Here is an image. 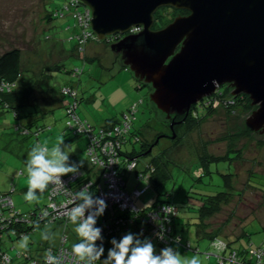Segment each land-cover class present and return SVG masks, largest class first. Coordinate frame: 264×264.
I'll use <instances>...</instances> for the list:
<instances>
[{
  "label": "rangeland",
  "instance_id": "1",
  "mask_svg": "<svg viewBox=\"0 0 264 264\" xmlns=\"http://www.w3.org/2000/svg\"><path fill=\"white\" fill-rule=\"evenodd\" d=\"M65 1L0 0V53L12 47L19 48L22 52L23 70L26 73L30 71V74L36 76L39 75L41 67L54 62H59L61 67L66 70L83 69L79 79L72 73L59 70H51L46 73V82L49 81V84L54 87H59L69 81L77 85L79 96L82 98L77 113L83 121L98 125L102 124L105 119H121V114L124 111L130 109L133 103L142 100L143 102L138 105V112L134 120V129L141 130L142 141L150 140L152 133L170 134L165 115L152 106L149 100V87L137 81L132 72L122 66L120 59L116 58L110 49L111 43L107 45L106 42L99 40L88 43L84 53L86 57L91 58V62H86L84 66L80 57L75 54L67 55V52L62 51L59 44L56 45L55 41L62 42L66 49L73 46L74 42L67 39L70 38L73 32L71 28L74 25H70L67 30L65 26L72 20L57 18L53 20L51 27L46 29L45 6L47 5V10L50 11L60 9ZM158 13L159 19H163L162 21L165 23L167 20L165 19L166 9L161 8ZM39 36H52V40L47 38L41 42L38 41ZM43 86L45 85L43 84ZM33 97L40 110L47 113L43 119L39 120V124L45 128L40 131L38 139L33 135L23 137L14 133L12 128L8 127L9 124H12L13 118L9 114L6 117L0 116V193L14 191L11 193L14 206L22 212H27L46 202V191L39 193V190H37L38 201L28 202L24 199V193L27 191L25 161L36 143L46 142L49 147H52L62 138L64 149L70 153L69 158L88 162L85 139L69 140L70 135H62V130L66 129L64 107L50 110V105L43 102L41 104L43 97L37 88ZM234 100L231 98V94L226 91L225 94L223 93L208 105L212 112L210 115L204 116L198 127L189 131L181 127L177 131L178 140L175 141V144L162 138L150 155L139 157L138 169H141L142 162L149 163L154 157L163 154L169 174L168 178L156 187L157 190L151 185L143 196L134 200L139 208H143L151 205L156 192L161 193V199H166L162 193L170 192L172 196L169 200L185 206L189 196L195 197L194 194H190L191 191L198 193L203 189L221 190L223 188L222 178L215 173L216 168L224 174L234 173L232 178L234 196L230 197L228 203L222 205L218 214L205 220V225L206 230L211 231L224 224L223 232L229 237L223 234H219L218 237L225 241H233L236 248L242 249L248 244L259 246L264 242V135L247 132L245 120L253 109L250 100L251 109L246 108V104L240 98L237 101ZM163 122L164 124H162ZM127 147H131L130 144ZM134 147L138 152L140 145L135 144ZM227 151H238L242 158L239 161H234L233 165H230L228 160L211 162L209 170L213 173L206 175L201 182L196 183L195 178L202 176L200 155L206 153L208 156L223 157L228 153ZM232 155L229 154V157ZM149 167L151 166L149 165L147 168ZM124 179L127 181L125 188L127 191H131L134 187L141 189L147 186L146 183L137 184L134 171L124 174ZM248 180L250 186L247 185ZM179 208L181 211L180 221L186 222L184 225L178 226L179 235L183 234L193 242L198 239V229L194 223L188 225L187 223L191 219L195 221L196 214L187 213L186 210ZM38 223L34 220L32 225ZM181 227H184V230H181ZM69 228L72 231L71 235L78 238L73 231L74 226L70 225ZM68 232L70 231L68 230ZM45 235H48L49 238L45 239ZM59 236L60 231L55 226H39L36 231L30 232L27 236L26 246H24L23 239L10 241L8 238H4L3 245L11 257L15 256L18 250L27 248L25 255L31 251L30 254H33L34 258L36 254L32 251L34 247L45 241L56 244ZM238 236L240 238L236 239ZM149 239L153 243L152 238ZM200 242L203 243V247L200 248L201 253H194L192 249H189L188 252L202 258L204 264H209L208 258L204 254L205 251L210 250L209 246L204 248L206 246L204 244H207L208 241L200 239ZM28 243L30 244L28 245ZM154 247L156 246L154 245ZM22 258H20L21 261L27 259L24 256ZM210 258L215 262L214 255Z\"/></svg>",
  "mask_w": 264,
  "mask_h": 264
},
{
  "label": "water",
  "instance_id": "2",
  "mask_svg": "<svg viewBox=\"0 0 264 264\" xmlns=\"http://www.w3.org/2000/svg\"><path fill=\"white\" fill-rule=\"evenodd\" d=\"M91 13L90 30L108 42L137 81L151 87L149 100L174 126L192 106L228 86L234 99L253 107L245 120L264 135V0H79ZM161 8L186 11L153 29ZM139 29L135 33L132 30ZM176 116H183L176 121ZM158 136L144 156L158 144Z\"/></svg>",
  "mask_w": 264,
  "mask_h": 264
},
{
  "label": "trees",
  "instance_id": "3",
  "mask_svg": "<svg viewBox=\"0 0 264 264\" xmlns=\"http://www.w3.org/2000/svg\"><path fill=\"white\" fill-rule=\"evenodd\" d=\"M68 2V0H66L61 8H57L55 10H47V5L45 6V24H46V29H48L49 27H51L53 20L57 19V18H67L68 20H72L71 23L67 24L65 26V28L67 30H69L70 25H74V27H72L71 29L73 30L71 36L69 39V41H73L74 44L73 46L66 50L69 51V55L71 54H75L78 57H80L83 60V66L86 62H91V58H88L85 56L84 53V48L86 46V44L96 41V38H92L91 40H88L87 42H85L84 44H80V39L75 36L79 33L80 29L79 27L75 24V21L71 18V16L69 15V13H64V16H59V11H61V13L63 12V7L64 5ZM80 5L82 6V4L80 3ZM167 11V16H165L166 22L163 23L164 21H162L161 19H159V13L158 11H156V13L154 14V25H153V29H159L162 28L164 26H166L168 23H170L173 18L175 17V13L177 12L178 14L184 15L187 12L186 11H180V10H175L172 8H165ZM58 12V13H57ZM174 12V15L172 16V13ZM176 13V15H178ZM64 28V27H63ZM51 39L52 40V36H44V37H40L38 41L43 42L46 39ZM60 41V40H59ZM111 41V40H110ZM106 42V44H110L111 42ZM113 41V40H112ZM57 42V41H55ZM62 43V42H61ZM63 46V43L62 45ZM62 49V47H61ZM62 51H64V49H62ZM116 58H119V56H116ZM29 70V69H28ZM51 70H59V71H64L65 73H72L73 76H77L79 79V75L83 72V69H76V70H66L65 68L61 67L59 62H54L52 64H48V65H44L43 67L40 68L39 70V75H32L30 74L31 72L29 71L28 73H26L25 70H23L22 68V52L19 48L17 47H12L9 48L3 52L0 53V116L2 117H6L7 114H9L12 118V124H7L8 127L12 128V131L14 133L20 134L23 137H28V136H35L36 139L39 138L40 136V131H42L45 127L43 125L39 124V120H41L44 115H46L47 113L42 112L40 110V107L38 106L35 98L33 97V93L35 92V89L37 88L39 93L42 95L43 98H41V101H44V98L48 97L51 98V100H57V102H64V109L67 108L68 103L71 101H75L76 103V107H75V113L77 114V116L79 117L78 113H77V108L80 104V101L82 98H80L79 96V92L77 89V85L76 84H72L70 81L67 83H63L62 85H60L59 87H54L52 85L49 84V81L46 82V78H47V71H51ZM52 79V78H51ZM46 82V83H44ZM43 84L45 86H43ZM6 86V87H2ZM149 87V86H148ZM64 88H69L71 91H74L75 96H70L69 94H64L63 93V89ZM224 87L219 88L216 93L220 96L223 95V91L224 94L226 93L225 90H223ZM149 89L151 90V87H149ZM222 91V92H221ZM243 99V103L246 104V108H250L251 106H249V99L247 96H244ZM46 98L45 101H47ZM141 100H139L138 102H140ZM135 102V103H138ZM143 102V101H142ZM40 103V102H39ZM134 104V103H133ZM152 104V103H151ZM200 104V102H198L195 106H192L188 116L184 119L182 124L176 125L174 126V133H175V138L174 140H172L171 142L173 144H175V141L178 140V134L177 131L178 129H180L181 127H184L186 129V131L194 129L196 127H198L200 125V123L202 122V119L204 118L205 115H210L212 110L209 108V106H205L202 105V107L199 109L198 105ZM153 105V104H152ZM204 108V109H203ZM251 109V108H250ZM129 109L127 111H124L121 114V119H105L102 124H98V125H92L91 127L94 128L95 130L99 127H105V128H110V126H116L118 124L121 123L122 120H124V115L129 113ZM200 112H202V114H200ZM80 118V117H79ZM183 116H176L175 119L176 120H181L183 119ZM65 120H66V112H65ZM83 121V119H82ZM87 124L88 123L86 120H84ZM66 129H64V131L62 130V135H70L68 134L67 131V125L65 124ZM167 128H169V124L167 126ZM250 130L247 129V132L249 133ZM152 132V130H151ZM150 132V133H151ZM159 133H155L151 135L150 140H143L141 139V130H136L134 129V122L133 124H131L130 130L127 134L120 136V137H112L113 138H119L117 141L119 142V144L117 145L119 150H118V156H117V168L120 170L119 174L121 176V181L123 183L122 185V190L125 192H132L134 189H140L138 187H134L131 191H127L125 188L127 186V181L126 179H124V174H130L134 171L135 173V181L137 182V184H143L146 183L147 186L143 187L141 189H144L142 195L143 196L147 190L150 188L151 185H153L156 189L157 186H159L165 179L168 178V174H169V170L167 167V163L163 160V154L162 155H158L156 157H154L153 159H151L149 161V163L147 162H142L143 167L141 169H128V162L130 160H132L133 158H136V162L138 165V161H139V157H144L147 155H150L151 153H148L144 156H141V154H143L145 151H147L148 148V143L149 142H154L156 136H158ZM71 136V135H70ZM76 138H84V136H77V137H73L71 136V139H76ZM136 138H139V140H134ZM86 142V140H85ZM116 144V142H114ZM130 144L131 147H127ZM135 144H139L140 145V149L137 152L135 150ZM86 146V143H85ZM226 155H224L223 157H215V156H208L206 153L201 154L199 157V162H200V166L202 168V176L195 178V182H201L202 178L205 177L206 175H211L213 172H211L209 170V165L211 162H219L220 160L222 161H226L228 160L230 165H233L234 161H239L242 158L241 153H238V151L236 152H229ZM164 153V152H162ZM229 154H233L232 157H229ZM69 163H76L79 165L78 168V172L81 171L82 175L77 179L76 182H73L72 184L70 183V189H76L77 186H79L81 183L87 182L88 180H90L92 183H94L95 181H97L98 177L100 176V172H101V168L98 167V165H92L89 161L87 162H80L77 159L74 158H69ZM151 166V168L153 169L152 174H148L149 177L145 178V175H147V167ZM140 170V171H139ZM143 170V172L145 173V175H142L141 177L138 178L137 175V171L141 172ZM235 170V169H234ZM215 173H217L223 181V188L221 190H199L198 193H195L194 191H191L190 194H194V196H189L188 198V202L186 203L187 205H180L177 204L175 202H172L170 199V197L172 196V194L170 192H164L162 193L163 196L166 199H161V193L156 192L155 194V198L153 200V202L151 203L150 206H145L143 208H139L134 200V204L138 210V212H140L141 215H146L149 211L154 210L155 208L159 207H169L171 208L175 213L173 215L170 216L171 218V228H172V234L176 237H179V243L178 244H173V247L175 248L176 246H181L182 248L189 250L192 249L194 253H201L200 250H198L197 248H194L191 246V244L189 243V241H186V243H184L182 241V234L179 235V229L178 226L180 225H184L185 223H182L180 221V208L184 209V211L186 210L187 213H191V214H196V216L194 217L195 221H193L191 219V221H188V224H192L194 223L198 229V232L201 234L203 233L206 238L208 239L209 242V248H210V252L209 251H205L204 254L206 255L207 258H210V256H221L225 254H231L232 252H235L237 254H239L240 256H243L244 254L247 253V251L249 249H253V250H258V253L261 255V260L262 263L264 264V242L262 245L259 246H254L252 244H248L247 247H244L242 249H236L234 247H231L230 244H228L225 240L221 239L219 236V234H221L222 232V228L224 226L221 225L218 229L215 230H211L210 233L205 232L206 230V225H205V220L211 218L212 216L218 214L221 210L222 205L228 203L230 197L234 196V189L232 186V178L234 177V173H221L217 168ZM71 174V173H70ZM70 174H66L64 176H62L63 178H67ZM211 177V176H210ZM102 181V180H101ZM74 184V185H73ZM136 184V185H137ZM247 185H249V180ZM205 186V185H204ZM250 186V185H249ZM255 188V187H254ZM258 189V188H255ZM157 190V189H156ZM46 202L41 205V206H36L35 208L27 211V212H22L19 211L15 208L14 203H13V199L11 197V193H13L14 191H10V192H6V193H0V197L1 196H10L12 199V203H13V207L14 209L12 210V212L8 213L9 217L14 216V214L17 212L20 214H25L27 215V217L30 220H34L35 217L34 215L37 214L39 211H42L47 205H48V191L49 188H47L46 190ZM39 192V191H38ZM135 198L134 199H139ZM129 214V212L124 213V215ZM145 220L143 219V221L138 220L137 218H135L133 220V225L129 226L127 230H123L121 235H118L117 239H119L120 237H122L125 233L127 232H133V233H137L139 227L141 225L145 226ZM49 225H53L55 226L56 229H59L60 231V236L57 240L56 244H50L49 242H42L40 243L39 246L34 247L32 249V251H34L36 254L34 255L35 257L33 258L32 255L30 254L31 251H28L30 253H28L27 255V259L26 260H22L23 259L22 255H20L21 252L25 253V250L27 249H20L16 252V255L11 257L6 248L4 249V245L3 243H5L4 238H8L10 239V241L13 240H18V239H23L24 237H27L29 235L30 232L36 231L37 227H42V226H49ZM70 225H72L71 223L66 224V221H61V220H56L55 222H51V223H41V224H37V225H32L30 224L28 227V231H25V233L20 236H11L10 232L6 233V235L0 238V254H7L10 257V263L9 264H25L27 262H32L35 261L37 264H45L43 263L45 261V256L46 252L49 249H55L58 247L59 245V240L61 238V236L63 234H67L69 239L66 243V246H72L73 243L78 242V238L74 237V235H71V229L69 228ZM184 230V227H181V230ZM68 230L70 232H68ZM152 238L153 240V245H155L156 247H154L156 249V251L158 252L159 246L156 244L155 242V238L153 236H151L150 234H145L141 236V239L143 238ZM113 238V237H112ZM112 238H107L106 243H105V256L107 255V250L108 248L111 247L110 241ZM200 239H204L201 238ZM216 241H220L223 242L226 245V249L225 251H220L218 252L217 249H215V247L212 245L213 243H216ZM34 242V241H32ZM69 242V243H68ZM30 243H28L29 245ZM188 245V246H187ZM14 248V247H13ZM21 258V259H20ZM103 258V257H102ZM215 263H217V261L215 260ZM7 264V263H6ZM98 264H102L101 261L98 262Z\"/></svg>",
  "mask_w": 264,
  "mask_h": 264
},
{
  "label": "built area",
  "instance_id": "4",
  "mask_svg": "<svg viewBox=\"0 0 264 264\" xmlns=\"http://www.w3.org/2000/svg\"><path fill=\"white\" fill-rule=\"evenodd\" d=\"M63 9L62 13L59 11V16H64V13L66 12L69 13L71 18L75 21V24L80 29L79 33L75 35L80 39V44H84L89 39L91 40L95 37L90 30L91 13L89 9L80 5L79 0H68ZM138 30L139 29H134L131 33H135ZM2 87L6 86L2 85ZM63 93L75 96L74 91H71L69 88H64ZM222 93H224V91ZM219 96L220 95L215 92L210 98L203 100V105L208 106ZM141 103L142 100L138 103L132 104L129 109L130 112L124 115V120H122L120 124L110 126V128L99 127L95 130L91 127V124H87L77 116L75 113L76 103L74 100H70L67 108L65 109V124L67 125L68 134L73 137L84 136L86 140L85 152L88 161L92 165H98V167L102 170L99 173L100 176L97 181L92 183L88 180L87 182L81 183L73 190L70 189L69 184L77 181V179L82 175L81 171L75 174H70L67 178L61 177L63 184L50 183L47 194L48 205L42 211H39L34 215V220L38 221V224L51 223L56 220H61L63 222L66 221V224L67 222L70 223L67 217V210L74 206V204L69 203V201H73L74 203L79 202L75 200L76 193L87 186L86 190L92 192L96 196L104 198L108 205L103 216L99 217L97 221V225L101 226L103 229L102 234L105 238L104 245L107 238L117 237L122 234L123 230H127L129 226H132L135 218L140 221H143V219L145 220V226L141 225L137 233H142V235L150 234L153 236L156 244L159 246V249L179 243V241L177 242L176 240L177 237L172 234L170 216L175 212L171 208L158 206L154 210L149 211L145 216L141 215L137 208L134 207V197H140L144 189H134L131 193H128L123 191L121 188L123 183L119 174L120 170L117 168V156L119 150L117 146L119 142L117 140L119 138L113 137H120L129 132L131 124H133L136 118L138 105ZM134 140L137 141L139 138ZM114 142H116V144ZM127 166L129 170L137 169L138 165L136 158L130 160ZM139 171L136 172L138 178L145 175L143 170L141 172ZM146 171L150 175L153 172V169L149 167ZM148 177L145 175V178ZM13 209L14 207L11 197L1 196L0 238L2 236L4 237L6 233L9 232L11 236H22L25 231L29 230V225L34 221L30 220L27 215H19L17 212L14 216L9 217L8 213L12 212ZM126 212H129V214L124 215ZM159 221L162 222V226L165 229L163 239L158 236V233L161 231V224H158ZM68 239V235L63 234L59 240L58 247L51 249V251L54 255L61 258L62 264H78L77 259L72 254V246H66ZM213 244L218 252H224L226 249V245L223 242L216 241V243ZM20 255L24 256L25 253L21 252ZM44 256L46 257V255ZM215 257L218 264H263L258 250L253 249H249L243 256L232 252L231 254L224 253V255L221 256L215 255ZM10 261V257L7 254H0V263L9 264ZM25 264H35V262H27Z\"/></svg>",
  "mask_w": 264,
  "mask_h": 264
},
{
  "label": "clouds",
  "instance_id": "5",
  "mask_svg": "<svg viewBox=\"0 0 264 264\" xmlns=\"http://www.w3.org/2000/svg\"><path fill=\"white\" fill-rule=\"evenodd\" d=\"M61 138L58 143L49 147L45 143H36L28 153L25 161L27 175V191L24 199L28 202L38 201V193H43L50 183L63 184L61 179L66 174L78 172L79 165L69 163V152L63 147ZM81 189L76 193L74 204L67 210L68 221L74 226L73 231L78 237V242L72 244V254L78 264H202L198 256L187 257L182 255L177 248L166 246L157 253L149 238L141 239L142 233L127 232L119 239L113 237L111 247L105 256L103 229L97 225L98 218L103 216L107 202L104 198L92 192ZM161 224L158 236L163 239L165 229ZM48 239V235L44 236ZM27 237L23 240L27 242ZM177 242L179 237L176 238ZM99 242V243H98ZM103 257V258H102ZM46 264H62L61 258L54 255L49 249L46 252Z\"/></svg>",
  "mask_w": 264,
  "mask_h": 264
},
{
  "label": "crops",
  "instance_id": "6",
  "mask_svg": "<svg viewBox=\"0 0 264 264\" xmlns=\"http://www.w3.org/2000/svg\"><path fill=\"white\" fill-rule=\"evenodd\" d=\"M56 43V45L57 44H59L60 45V47H62V49H64V51L65 52H67V55H69V51H66V50H68V49H66L64 46H61L62 45V43H57V42H55ZM87 45V44H86ZM86 47V46H85ZM85 49V48H84ZM46 98H49V96L48 97H46ZM46 98H44V101L42 100L41 101V104H42V102L43 103H46V105H50V110H52V109H54V108H57V107H63V105H64V102H57V100H51V98H49V100L47 99V101H45V99ZM49 110V111H50ZM43 119V118H42ZM92 125V124H91ZM3 135V134H2ZM7 141V140H6ZM187 203H189V202H187ZM187 212V211H186ZM181 213V212H180ZM180 218V217H179ZM205 223V222H204ZM221 225H223V224H221ZM207 229V228H206ZM218 229V228H217ZM213 230V229H212ZM205 232H207V233H210V230L208 231V230H205ZM221 234H223L224 236H226V237H229V235H226L225 234V232H223V228H222V232H221ZM241 236V235H240ZM240 236H238V237H236V239H239L240 238ZM200 237L201 238H204V239H206L207 241H208V239L206 238V236L203 234V233H199L198 232V239H196L195 241H193V242H191V241H189V239L187 238V237H185L183 234H182V241L183 242H186V241H189V243L191 244V246H193L194 248H197L198 250H201L200 248H202L203 247V243L202 242H200ZM228 244H230V246L231 247H234V248H236L234 245H233V241H226ZM193 243H195L196 245H194ZM201 243H202V245H201ZM204 245H206V246H204V248H206V247H208V245H209V242L207 243V244H204ZM175 248H177L178 249V251L182 254V255H184V256H187V257H192V256H197V255H194V254H191L190 252H188V251H190V250H186V249H184V248H182L181 246H176ZM236 249H241V248H236ZM209 250V249H208ZM193 253V252H192ZM199 254V253H198ZM200 260H201V262H202V264H204L203 263V260H202V258H200ZM208 261H209V264H212V263H214L215 264V262L211 259V258H208Z\"/></svg>",
  "mask_w": 264,
  "mask_h": 264
},
{
  "label": "flooded vegetation",
  "instance_id": "7",
  "mask_svg": "<svg viewBox=\"0 0 264 264\" xmlns=\"http://www.w3.org/2000/svg\"><path fill=\"white\" fill-rule=\"evenodd\" d=\"M113 41L115 40V38H113L112 39ZM110 41L111 43L113 42V41ZM109 42V41H108ZM227 89H228V86H227ZM226 89V86H224V88H223V90H227ZM238 98H240V100H243L244 99V97H243V95H238V96H236L234 99V101H237L238 100ZM203 103H204V101H202V102H200V104H202L203 105ZM198 105V108L200 109L201 107H202V105ZM204 109V108H203ZM152 115H153V113H152ZM176 120V119H175ZM182 120V119H181ZM168 121V124H170V122H171V120H167ZM176 121H180V120H176ZM184 121V120H183ZM183 123V122H182ZM182 123H180V124H182ZM147 124H149V123H147ZM162 124H164V122L162 123ZM168 130H169V132H170V129L168 128ZM158 136H161L160 137V139H162V138H165V139H168L170 142L172 141V140H174V138L172 139L171 138V132H170V134H166L165 132H159V135ZM158 136H156V138L158 137ZM155 138V139H156ZM159 139V140H160ZM147 143H148V147L150 146V145H152L153 144V142H149V141H147ZM158 143H159V141H158ZM158 145V144H157ZM157 145L156 146H154L153 148H152V150H151V152L150 153H152V151L155 149V147H157ZM147 150H148V148H147ZM146 152V151H145Z\"/></svg>",
  "mask_w": 264,
  "mask_h": 264
},
{
  "label": "bare ground",
  "instance_id": "8",
  "mask_svg": "<svg viewBox=\"0 0 264 264\" xmlns=\"http://www.w3.org/2000/svg\"><path fill=\"white\" fill-rule=\"evenodd\" d=\"M116 56H118V55H115V57H116ZM218 89H219V88H218ZM218 89H217V90H218ZM217 90H216V91H217ZM216 91H215V92H216ZM146 176L148 177V175H146ZM134 207H135V206H134ZM24 257H27V255H24ZM44 259H45V261H46V257H45ZM45 261H44L43 263H45V264H46V262H45ZM32 262H35V261H32ZM35 264H37V263L35 262Z\"/></svg>",
  "mask_w": 264,
  "mask_h": 264
}]
</instances>
